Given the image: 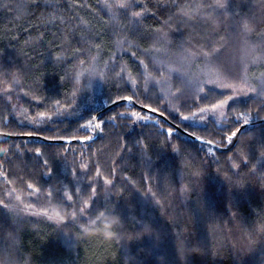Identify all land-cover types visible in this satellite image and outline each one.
Here are the masks:
<instances>
[{
  "label": "trees",
  "instance_id": "obj_1",
  "mask_svg": "<svg viewBox=\"0 0 264 264\" xmlns=\"http://www.w3.org/2000/svg\"><path fill=\"white\" fill-rule=\"evenodd\" d=\"M31 2L32 0H23V5L17 8L16 0H0V5H13L12 12L0 6V79L19 78L25 91L29 88L35 89L36 94L44 98L41 103L18 92L12 101L17 107L11 127L6 128L0 124V129L19 133L47 125L39 136L12 137L9 143L20 147L12 148L10 162L0 159L2 166L12 173V183L0 179V200L8 204L7 212L0 209V222H6L8 218L12 222L11 229H0V260L5 264H130V259H135L139 264H262L264 257L260 250L264 248V237L255 229L264 223V189L260 186L261 179H264V156L258 153L259 146L264 144V120L261 119L264 113L246 112L244 105L255 101L247 99L243 94L248 88H259L264 82V76H261L264 72V40L254 35H246L240 29L236 17L229 12L223 13L224 29L229 43L220 56L224 67L219 70V78L224 79L223 71L237 72L242 65L249 66L250 70L249 74L242 73V79L237 82V92L241 97L233 105L240 111L241 118L246 116L251 120L244 133V151L249 157L248 163H242L240 169H232L231 162L226 160L227 155L238 156L239 144L231 152L216 151V157L209 156L207 163H203L206 146L183 133H179V140L173 142H183L185 151L175 154L170 149L159 146L156 129L151 127L153 121L141 122L149 127L142 130L137 125L132 135L142 131L155 146L149 155L141 156L134 149L132 153L125 152L122 160L117 158L115 187L104 186L102 179H99L97 203L115 206L119 215L114 218L117 221L123 220L126 232H130L133 225L139 229L145 223H150L156 231L145 236L143 240L128 241L126 237H122L116 243L110 242L111 237L107 232L105 236L109 241L88 237L101 228L114 227L110 223L113 219L112 213H105L97 223L95 217H85L79 212L81 200L90 194L89 184L91 176L95 174L96 162L99 161L101 165L111 164L109 157L114 149L111 146L105 149V146L114 141V137L99 133L98 139L90 142V150L84 143L53 142L45 140L44 136L52 134L49 129L53 123L56 128L63 129L68 120L78 119L85 106L94 108L98 115L110 107L107 97L114 98L117 88L112 80L102 79L99 75L107 71L103 60H108L110 52L115 53L119 62L128 66L131 77L136 79L137 60L130 53L137 51V48L132 46L139 45L140 51H137V55L147 62L148 58L142 50L152 46L151 40L139 39V27L129 24L126 28L122 21L118 23L117 17L113 19L112 26L103 31L104 44L96 60L89 56L83 65L73 60L72 64L55 63L54 68L47 44V40L52 37L45 36L43 45L36 39L39 32L46 31L40 24L41 17L77 16L89 22L82 26L83 29L98 30L100 18L108 19L103 10L104 0H39L38 9L30 7ZM193 2L195 0H139L147 8L143 25L145 28L161 27L160 21L176 11L172 8L173 3ZM235 2L240 5L238 11L241 13L252 11L259 14L261 5L264 4V0ZM73 3L79 6L72 8ZM153 13L156 15L153 16ZM176 28L174 23L171 35L159 34L152 37L160 50L151 53L150 59L158 68L163 65V71L153 72V76L168 77L178 74L179 70V73H183L180 78L188 79L194 90L197 80L208 78V71L213 65L194 55L197 41L203 43L202 31L199 28L194 30V26L189 25H179V30ZM52 32H56L54 27ZM190 36L191 42L187 44ZM187 47H191L192 51L185 52ZM207 50L206 48L205 51ZM37 53L43 55L37 56ZM92 54L97 53L93 51ZM66 55L70 56L71 52ZM185 55L190 58L191 65L181 67V57ZM64 73L69 79L62 82L59 76ZM125 80H128L127 74ZM69 81L75 85L79 104L73 103L75 111H58L53 101L61 99L63 102L65 95H70ZM139 82L142 91L143 79ZM119 83L123 88L124 82ZM162 83L166 84V81ZM128 87H131L130 83ZM0 103H3L2 99ZM178 103L166 101L161 107H171ZM117 110L122 111L123 108ZM39 112L56 113L53 122L39 117ZM225 113L223 117H211L215 122L214 131L230 126L235 121L236 112L225 109ZM186 123L204 127L198 120ZM167 126L165 122V127ZM96 135L97 133L94 137ZM36 147L44 150L43 157L30 151ZM97 149L103 151L93 155ZM54 152H59L60 155L52 162L53 174L48 175L41 161ZM81 153L84 154L83 157ZM89 156L92 157L91 161L87 159ZM185 156L202 166V175L194 184L190 171L182 163ZM84 162L89 163L87 172L79 168L80 163ZM253 165L255 172L249 173V168ZM217 167L221 171H217ZM75 168L77 175L73 176L72 170ZM226 171L228 177L224 175ZM144 172L152 177L153 191L162 193L157 198L161 199L163 208L155 203L150 194L143 193L147 187V183L141 179ZM18 176L33 183L35 188L28 189L26 184L16 179ZM128 177L137 183L134 186L128 184L121 194L119 189L124 186ZM241 178L243 185L236 183ZM184 185H188L189 190L181 192ZM76 188L82 191L75 194ZM137 188L140 191H136ZM49 190L53 193L52 196L47 195ZM66 192L74 196L72 202L66 200ZM73 211L76 212L75 219L72 217ZM56 214L64 219H48V216ZM168 216H175L176 222L169 223ZM81 225L89 231L85 233ZM161 257L162 260L159 259Z\"/></svg>",
  "mask_w": 264,
  "mask_h": 264
},
{
  "label": "snow or ice",
  "instance_id": "obj_2",
  "mask_svg": "<svg viewBox=\"0 0 264 264\" xmlns=\"http://www.w3.org/2000/svg\"><path fill=\"white\" fill-rule=\"evenodd\" d=\"M17 8L23 5V0H16ZM7 11H13V5L11 3H4L0 5ZM30 7L40 8L39 0H32ZM79 5L73 3L72 8H76ZM172 8L176 11L171 12L166 19L160 21L161 27L157 28H145L143 21L145 19V13L147 8L145 5L139 3V0H104L103 10L107 20L103 17L100 18V28L93 30L92 28L83 29L82 26L88 24L81 17L77 16H61L59 18L55 16L41 17L40 24L46 31L39 32L36 39L43 45L45 43V36L50 35L52 38L47 40L49 45L48 52L55 63L66 62L72 64L73 60H77L79 65L86 63L87 58L96 60L101 51L104 40L103 31L105 28L112 26L113 19L118 17V23L122 21L124 27L127 28L129 24L137 25L140 29L139 39H150L151 47L144 48L143 54L146 59H140L137 55V51H140L139 45L135 44L132 47H136L137 51H131V56L137 60V78L131 77V72L126 64L119 62V58L115 53L109 55L108 60H103L106 72H101L99 75L102 79H109L113 81V84L117 88L115 97L108 96L107 101L110 107H107L104 111L97 114L96 110L91 107L85 106L83 112L79 115L78 119L68 120L66 126L63 129H58L53 126L49 129L51 135L44 136L48 141H61L63 143H84L91 150V143L94 142V134L97 132L105 133L110 137H114V141H110L109 145L105 146V149L111 146L114 150L109 157L111 160L110 165H101L99 161L95 164V174L91 176V183L89 184L90 194L87 198L81 200L79 212L85 217H95L96 222L99 223L101 218L105 216V213H112L113 219L110 221L114 227L103 229L96 232V234L88 237L98 238L104 241H109L105 232L111 237L110 242L119 243L122 237H126L128 241L143 240L145 236L152 234L156 231L150 223H145L141 228L136 229L133 225L130 232L124 231V222L115 220V216L119 215L116 212L115 206H110L105 203H97V184L99 179H102L104 186L115 187V180L117 179V158L122 160L124 153H132L133 150L141 156L149 155L152 148L155 146L149 136L143 134V132H137L135 136L132 135L133 130L137 125L144 128H148V124H141L144 121H153L151 127L156 129V136L159 141V146L170 149L175 154H181L185 151L183 142L174 143V140H179V133L195 140L201 145L206 146L207 151L203 163H207V157H216V151L219 149H227L231 152L233 148H237V155H227L226 160L230 161V168L240 169L241 164H247L249 157L244 151V145L246 139L244 137L245 130L249 128L251 120L246 116L241 118L240 111L235 109L233 105L240 99L241 95L237 92V82L242 79V73L249 74V66L242 65L237 72L223 71L224 79L221 80L220 71L223 70L224 64L220 62L221 53L224 52L229 41L224 29L225 21L223 19V13L229 12L232 16L239 20L240 29L246 34L256 36L260 40H264V4L261 5V11L259 14L248 11L241 13L238 11L240 5L235 0H195L193 3L177 4L173 3ZM139 9V10H137ZM51 15V14H50ZM156 14L153 13V16ZM57 19L59 22L57 23ZM79 21V23H74ZM177 25L176 30H179V25H189L199 28L203 35L201 40L197 41V51L194 55L203 58V61L209 65H213L208 71V78L206 80H197L196 87L193 90L191 83L188 79H181L183 73L170 75L168 77L153 76V72L160 73L163 71V65L156 67L151 61L150 54L159 51L156 43L152 39L154 35L164 34L165 36L171 35L173 24ZM51 26V27H50ZM35 27V26H34ZM52 27L56 29V32H52ZM167 29L168 31H165ZM79 30V31H78ZM224 33V34H222ZM218 38V39H217ZM15 39V37L13 38ZM75 42V44L73 43ZM191 36L186 41L190 44ZM220 45V47H216ZM131 48V47H130ZM208 49L205 51V49ZM71 52V55L66 53ZM93 51L97 54L93 55ZM185 52H191V47L184 49ZM42 53H37V56H42ZM86 57V59L81 58ZM181 67L190 66L191 60L185 55L181 57ZM41 63H43L41 61ZM111 65V67H109ZM76 65H73L75 67ZM264 66V63H262ZM151 69V70H150ZM125 74L128 75V80H125ZM216 77L215 79L213 77ZM264 76V72L261 73ZM62 82L69 79L68 75L64 73L59 76ZM143 79L144 88L141 91L139 80ZM120 81L124 82V87L121 88ZM166 81L165 83H162ZM222 81V82H221ZM130 83L131 87H128ZM71 87L70 95H65L63 102L61 99H55L53 103L57 105L59 109L64 111H75L73 103L79 104L78 95L75 90V85L68 83ZM151 85V87H149ZM219 89L220 91H216ZM23 93L24 96H29L32 100L44 101L43 97L36 94V90L29 88L28 91L24 90V86L21 84L19 78L13 77L8 79L7 77L0 79V99L3 103H0V124L4 127L10 128L12 118L16 115V105L12 103L17 93ZM126 93V94H125ZM215 93V94H214ZM249 100L255 101L252 104H245L244 110L248 113L253 111L257 113H264V82L261 83L259 88H248L243 94ZM171 103L172 101H178V104H172L171 107H161L165 102ZM190 101V103H189ZM123 108L122 111L117 109ZM225 109L228 111L236 112V119L230 126L214 131L215 122L211 119L213 115L223 117L226 115ZM56 113L39 112V117L45 118L48 122H53V116ZM155 117V120H153ZM35 119V118H33ZM261 119L264 120V115H261ZM204 125V127H195L193 123H186L189 121H197ZM64 121H61L63 123ZM167 122V127H165ZM47 125L40 128H34L27 132H14L4 131L0 129V159L10 162L12 148H19V145H13L9 143L12 137L17 135L23 136H39L41 135ZM105 129L108 131L105 132ZM219 137V139H217ZM36 156L43 157L45 155L44 150L41 147L31 149ZM103 149H97L93 155H98ZM66 153V151H65ZM260 156H264V144L258 148ZM59 152H54L49 158L42 159L41 163L46 174L52 175L54 172L52 162L59 158ZM84 154L81 153V157ZM218 158V157H217ZM91 161L92 157L87 158ZM239 160V163H237ZM184 168L190 171L192 178V184H194L202 175V166L199 163L189 159L185 156L182 161ZM79 168L87 172L89 170V163H80ZM106 168V174L104 170ZM217 171H221L217 167ZM255 172V166L249 168V173ZM72 175H77V169L72 170ZM225 177H228V172H224ZM264 175V174H262ZM12 173L5 169L0 163V179H3L6 183H12ZM17 180L26 184L28 189H34L35 185L29 181H26L23 176L16 177ZM141 179L147 183V187L144 190V194H150L155 203L161 208L164 205L161 199H158L157 191H153V185L151 183L152 177L147 173H142ZM137 182L128 177L119 191L122 194L125 191V187L128 184L135 185ZM237 184L243 185L244 181L238 179ZM260 186L264 189V179H261ZM15 190V189H14ZM189 190L188 185L181 187V192ZM39 191V189H36ZM82 191L80 188L75 189V194ZM136 191H140L139 188ZM48 196H52L53 193L49 190ZM64 196L68 202L74 200L72 194L64 193ZM0 209H4L7 212L8 204L5 201L0 200ZM236 215V213H233ZM73 219L76 218V212H72ZM48 219L63 220L64 217L56 214L55 216H48ZM169 223L176 222L175 216H168ZM84 232L87 233L89 229L84 227ZM12 228L11 219L8 218L6 222H0V229L9 230ZM255 231L264 237V223H261ZM11 234V232H9ZM260 243V242H259ZM182 252V248L180 249ZM260 254L264 257V248H261ZM159 259H163L162 257ZM0 264H5L3 260H0ZM27 264V262H25ZM130 264H139L135 259H130ZM264 264V262H262Z\"/></svg>",
  "mask_w": 264,
  "mask_h": 264
},
{
  "label": "water",
  "instance_id": "obj_3",
  "mask_svg": "<svg viewBox=\"0 0 264 264\" xmlns=\"http://www.w3.org/2000/svg\"><path fill=\"white\" fill-rule=\"evenodd\" d=\"M98 137H99V132H97V135L94 137V140H97ZM233 149H234V148H233ZM233 149H232V150H233ZM217 151H219V152H228L227 149H219V150H217Z\"/></svg>",
  "mask_w": 264,
  "mask_h": 264
}]
</instances>
